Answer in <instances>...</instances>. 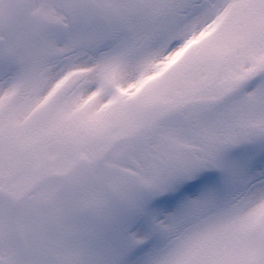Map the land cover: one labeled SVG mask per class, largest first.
<instances>
[{"label":"rangeland","instance_id":"obj_1","mask_svg":"<svg viewBox=\"0 0 264 264\" xmlns=\"http://www.w3.org/2000/svg\"><path fill=\"white\" fill-rule=\"evenodd\" d=\"M129 1L74 0L71 23L66 0H0V195L22 197L120 141L100 165L47 182L16 206L0 199V264H135L133 252L147 242L141 264H260L264 180L259 170L247 174V167L264 152V0H203L191 9L201 10L198 15L183 17L178 11L189 0L171 5L161 33L188 36L184 41L148 62L122 61L111 80L87 76L97 64L84 39L98 38L116 6ZM123 14L119 10L116 18L120 26L130 22L129 31H121L114 46L134 51L135 38L152 31L137 16L133 22ZM229 18L231 31L213 34ZM5 69L15 73L13 82ZM149 74L156 77L144 83ZM91 89L97 91L89 96ZM192 105L200 106L163 117ZM43 122L51 146L74 125L80 136L64 140L61 153L53 146L47 171L38 177L35 165L45 164ZM36 134L41 147L32 151ZM208 171L219 174V191L207 186L145 209L149 199L178 195L183 182ZM43 198L52 199L54 211L60 205L64 219L55 228L44 225Z\"/></svg>","mask_w":264,"mask_h":264},{"label":"snow or ice","instance_id":"obj_2","mask_svg":"<svg viewBox=\"0 0 264 264\" xmlns=\"http://www.w3.org/2000/svg\"><path fill=\"white\" fill-rule=\"evenodd\" d=\"M259 170L260 176L258 179L264 180V152H261V154L256 157L255 159L251 160V162L248 164L247 167V174H251L253 172H256ZM219 179V177L216 174H205L204 176H201L197 181H194L192 185L189 187H199L201 184H212L216 182ZM149 247L145 245L144 248L137 250L136 253H134L132 260L135 262V264H141L142 256L141 254L148 253Z\"/></svg>","mask_w":264,"mask_h":264},{"label":"bare ground","instance_id":"obj_3","mask_svg":"<svg viewBox=\"0 0 264 264\" xmlns=\"http://www.w3.org/2000/svg\"><path fill=\"white\" fill-rule=\"evenodd\" d=\"M113 66V64H111V62L107 65L104 66V68L102 69V72H110L111 70L109 69V66ZM94 75V74H93Z\"/></svg>","mask_w":264,"mask_h":264}]
</instances>
